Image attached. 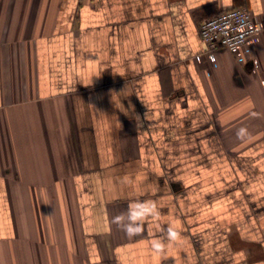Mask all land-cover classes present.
Masks as SVG:
<instances>
[{
	"label": "crops",
	"instance_id": "0c3cea01",
	"mask_svg": "<svg viewBox=\"0 0 264 264\" xmlns=\"http://www.w3.org/2000/svg\"><path fill=\"white\" fill-rule=\"evenodd\" d=\"M238 5L258 31L205 49ZM0 264H264V0H0Z\"/></svg>",
	"mask_w": 264,
	"mask_h": 264
},
{
	"label": "built area",
	"instance_id": "2783aa9c",
	"mask_svg": "<svg viewBox=\"0 0 264 264\" xmlns=\"http://www.w3.org/2000/svg\"><path fill=\"white\" fill-rule=\"evenodd\" d=\"M256 20L246 6H232L200 22L198 36L207 50L221 47L234 51L258 31L259 24Z\"/></svg>",
	"mask_w": 264,
	"mask_h": 264
},
{
	"label": "clouds",
	"instance_id": "9594fccd",
	"mask_svg": "<svg viewBox=\"0 0 264 264\" xmlns=\"http://www.w3.org/2000/svg\"><path fill=\"white\" fill-rule=\"evenodd\" d=\"M247 128L241 127L237 130L236 136L240 140L250 137ZM160 210L157 203L153 200H134L129 203L124 212L112 218V223L120 229L127 238L133 239L141 236L146 231V225L149 220L160 216ZM179 233L171 225L160 226V233L152 240L151 248L157 255L165 251V242H175L179 238Z\"/></svg>",
	"mask_w": 264,
	"mask_h": 264
}]
</instances>
